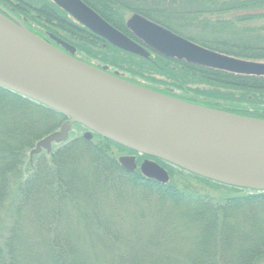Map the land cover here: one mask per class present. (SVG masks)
Returning <instances> with one entry per match:
<instances>
[{
    "label": "trees",
    "instance_id": "trees-1",
    "mask_svg": "<svg viewBox=\"0 0 264 264\" xmlns=\"http://www.w3.org/2000/svg\"><path fill=\"white\" fill-rule=\"evenodd\" d=\"M82 1L119 32H128L123 15L129 11L202 49L264 63V0ZM0 3L38 35L37 27L43 28L46 21L55 24L52 28L71 39L78 54L128 74L125 81L190 104L264 120V77L203 69L157 54L147 59L134 56L69 19L56 25L67 14L47 0ZM45 5L60 17L45 12ZM171 89L182 94L174 95ZM0 110L7 126L0 134L1 213L7 177L66 118L1 87ZM73 128L81 132L80 126ZM94 139L87 141L81 134L52 149L49 157L44 152L34 157L43 160L16 187L10 216L0 214V264H259L264 259V193L240 194L235 187L191 174L198 182L239 195L215 199L171 181L162 185L138 171H124L108 148L115 144L98 136ZM157 162L170 180L171 167ZM119 188L122 195L110 193ZM102 192L112 208L85 199ZM256 211L262 212L260 216ZM10 217L15 223L24 222L5 227L4 219ZM254 218L256 224L249 221ZM117 219L141 222L117 224ZM81 223L87 229L80 228ZM82 233L93 239L91 244L85 243L88 237L79 241Z\"/></svg>",
    "mask_w": 264,
    "mask_h": 264
},
{
    "label": "water",
    "instance_id": "water-1",
    "mask_svg": "<svg viewBox=\"0 0 264 264\" xmlns=\"http://www.w3.org/2000/svg\"><path fill=\"white\" fill-rule=\"evenodd\" d=\"M77 24L111 46L146 59L147 50L164 58L233 75L264 77V63L202 49L133 15L126 26L144 47L115 30L80 0H51ZM52 37V36H51ZM52 39L64 52L31 33L10 15L0 14V87L34 101L67 120L39 141L34 154L67 140L80 125L138 155L155 158L202 179L264 192V120L240 117L152 92L73 57L74 48ZM120 166L132 172L133 158ZM146 179L168 184V174L145 161Z\"/></svg>",
    "mask_w": 264,
    "mask_h": 264
},
{
    "label": "rangeland",
    "instance_id": "rangeland-1",
    "mask_svg": "<svg viewBox=\"0 0 264 264\" xmlns=\"http://www.w3.org/2000/svg\"><path fill=\"white\" fill-rule=\"evenodd\" d=\"M132 13H130L129 11L128 12H125V14L123 15L124 16V20L127 19L129 20V18L131 17ZM80 57L81 54H79ZM83 58H85V60H88V62H91V63H95L96 61L94 60H91V59H88L87 57L83 56ZM111 67V66H110ZM110 69H112V71H118L117 69H115L114 67H111ZM120 72V71H118ZM122 73V72H121ZM127 73V72H126ZM123 76L127 77L128 74H125L122 73ZM140 83V82H139ZM140 84H144L145 86H150V87H153V88H156L157 85H153L151 83H140ZM158 87H161V86H158ZM172 93L174 95H177V94H182V92L179 90V91H175V89H171ZM5 114L3 112H1L0 110V134L2 133V130H5L7 128V126L3 123V117ZM7 123V122H5ZM13 128V127H12ZM59 128H56L55 130H53L54 132L52 133H55V132H58L59 131ZM81 132H78L75 128H72L69 133H68V138L71 140L72 138L75 139V138H78L81 134L83 135L84 133V130L83 128L80 129ZM48 136V135H47ZM46 137V136H45ZM44 137V138H45ZM43 140V138H41ZM91 141H95V139H92ZM62 144L61 143H58V142H52L50 144V150L49 151H46L43 149L42 152H44L43 154L47 155V157L50 156L51 154V150H55V148L61 146ZM109 150L112 152V154L116 157V159H118L119 157L121 156H125L127 155L126 153H124V151H121L119 149V146H111V147H108ZM34 149V148H33ZM32 149V150H33ZM32 150H30L28 153L25 154V158L23 160V163H22V166L20 167V169L17 170L16 173H11V175H9L7 178H8V182H9V186H8V194L3 202V205H2V211H1V218L4 217V216H10L11 214V208H12V205H11V202L13 200V197L12 195L15 194L14 191L16 189L17 186H19V184H21L24 180H26V178L28 176H30L33 171H32V167H34L35 163H37L38 161H40L41 158L38 159V157L36 159L38 160H35L34 157L37 156L36 154H34L32 152ZM39 154V153H38ZM41 154V153H40ZM43 160V159H41ZM49 160V159H48ZM170 166V165H169ZM171 169H169V174H170V180H169V183L171 184H175L177 187L181 188V189H185V190H188V191H192V192H195L196 194H200L201 196L202 195H206V196H209V197H212V198H215V199H219L221 196H228V197H233V196H237L239 195L238 192L236 191H231V190H224V189H220L219 188H216V187H213L209 184H204V183H201L200 181L198 182L197 179H194L193 177H191L190 175H188L186 172L178 169V168H175L173 166H170ZM171 181V182H170ZM114 188V187H113ZM132 187H130L129 189H131ZM116 189V188H115ZM104 190V189H103ZM123 190H121L120 188L117 189V190H112L110 191V193H116V194H120L122 195ZM240 194H250V192H247V190L243 191L241 189L238 190ZM103 193H100L99 196H93L92 197H85L86 201H92V200H95L96 203L100 204L101 207L104 206V208H108V207H111L110 203L107 202V198L105 196H103ZM122 193V194H121ZM99 197H105L103 198L102 200H98L97 201V198ZM126 207V202H124V204H122ZM112 208V207H111ZM133 208H137V207H133ZM8 212V213H5V212ZM257 214H259L258 216H260V214L262 212H259V211H256ZM257 218V217H255ZM253 219V220H249L250 222H253V224H256V219ZM14 218H11L10 219L8 218V220L4 219V222H5V227H8L10 226L11 224H14L15 226H19L21 225L24 221H18L15 223V221H13ZM130 223V224H138V222H141V220H125V219H117L116 220V223L117 224H121V223ZM80 228H86L87 227L82 223H81V226ZM80 235V240L79 241H84V240H87V237H88V234L87 233H82V234H79ZM33 236V235H31ZM91 240H93L92 238L88 237V240L85 242V243H90L92 242ZM87 244V245H88ZM91 244V243H90ZM86 245V246H87ZM65 255V253H64ZM66 256H68L66 254ZM259 264H264V259L260 262H258Z\"/></svg>",
    "mask_w": 264,
    "mask_h": 264
},
{
    "label": "flooded vegetation",
    "instance_id": "flooded-vegetation-1",
    "mask_svg": "<svg viewBox=\"0 0 264 264\" xmlns=\"http://www.w3.org/2000/svg\"><path fill=\"white\" fill-rule=\"evenodd\" d=\"M51 5H53L54 7H57L51 0H47ZM82 3H84L82 0H80ZM85 4V3H84ZM86 5V4H85ZM86 6H88V5H86ZM89 7V6H88ZM44 8H45V12L47 11V12H49L50 14H53L52 16L53 17H60V15H57L56 13H55V11H53V9H51L50 7H48V6H44ZM59 10H61L62 12H64L62 9H60L59 7H57ZM90 8V7H89ZM91 9V8H90ZM92 10V9H91ZM92 11H94V10H92ZM95 12V11H94ZM65 13V12H64ZM0 14H2V15H5V16H7V15H10V16H12V18L16 21V22H18V23H20V24H22L23 26H25L18 18H16V16H14V14L13 13H11L3 4H1L0 3ZM48 14V13H47ZM46 14V15H47ZM66 14V13H65ZM96 14H98L97 12H96ZM132 15H138V14H132ZM131 15V16H132ZM99 16V15H98ZM139 16H141V15H139ZM100 17V16H99ZM141 17H143V16H141ZM63 19H59V21L58 22H55L56 23V25H59V24H61L63 21H65L66 22V20L67 19H69V20H71L73 23H75V24H77V22L74 20V19H72L68 14L66 15V18L65 17H62ZM101 18V17H100ZM102 19V18H101ZM146 19V18H145ZM103 20V19H102ZM148 20V19H147ZM105 21V20H104ZM127 19H125V21H124V24H123V27H124V29L126 30V31H128L127 33H122V32H120V33H122L123 35H125L126 37H128L129 39H131L132 40V42H135L136 44H138V45H140V46H142V47H144L145 48V46H143L142 44H140L139 43V41H136L132 36H131V33H130V31L128 30V28H127V26H126V23H127ZM149 21V20H148ZM106 22V21H105ZM150 22H152V21H150ZM106 23H108V22H106ZM152 23H154V22H152ZM156 24V23H155ZM44 27L43 28H39V27H37L38 28V32L40 33V35H38L37 33H36V31H32L31 29H28L27 27V29L31 32V33H33L34 35H36L37 37H39L40 39H42V40H44L46 43H48V44H50V46H53V47H55V48H57V49H59V50H61V51H63L64 52V50H63V48L60 46V45H57V43L52 39V37H54V38H56V39H59L61 42H63V43H65V44H67L68 46H70V47H72V48H74V54H73V57L74 58H76V59H78V60H80V61H82V62H84V59L82 58V57H80L79 56V54H78V50H77V48L75 47V44H73L74 42L71 40V39H69V38H67V37H65L64 35H62L60 32H59V30H57L56 31V29L57 28H52V26H55V24H51V23H49L48 21H46L45 23H44ZM79 25V24H78ZM110 25V24H109ZM158 25V24H157ZM111 26V25H110ZM160 26V25H159ZM32 27H35V25H33ZM82 27V26H81ZM84 28V27H83ZM52 29L53 30H55V31H52ZM87 30V29H86ZM90 32V31H89ZM91 33V32H90ZM94 35V34H93ZM52 36V37H51ZM96 36V35H95ZM148 51V50H147ZM149 52V51H148ZM150 54H151V52H150ZM85 64H87V65H89V66H92V67H94V68H96V69H99V70H103L104 72H106V74H110V75H114V76H117V77H119V78H124L125 79V76H123V74L122 73H120V72H118V71H112V69H110L111 67L108 65V64H104V63H87V62H84ZM124 75H125V73H124ZM127 78V77H126ZM84 133H85V131H84ZM84 133H83V135H82V138L83 139H85L83 136H84ZM94 136L95 135H93L92 134V136H90L91 138H90V140H88V141H91L92 139H94ZM86 140V139H85ZM124 151V153H126L127 155H125V156H121V157H129V158H133L134 159V163H135V166H136V168L133 170V172H135V171H138L139 173H140V166L142 165V163L143 162H145V161H148V162H154V163H156V164H158V162L156 161V160H154V159H149V158H145L144 156H142V155H138L137 153H132V152H129V151H126V150H123ZM159 165V164H158ZM140 176H141V173H140Z\"/></svg>",
    "mask_w": 264,
    "mask_h": 264
}]
</instances>
